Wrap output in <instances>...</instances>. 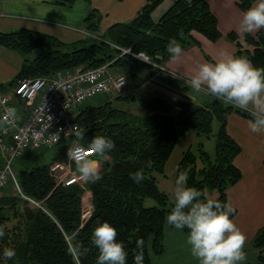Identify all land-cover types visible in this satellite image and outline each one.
I'll return each instance as SVG.
<instances>
[{
	"label": "trees",
	"instance_id": "16d2710c",
	"mask_svg": "<svg viewBox=\"0 0 264 264\" xmlns=\"http://www.w3.org/2000/svg\"><path fill=\"white\" fill-rule=\"evenodd\" d=\"M55 1L71 5L75 0ZM147 1L133 19L113 24L103 40L87 38L66 43L53 35L19 28L0 31V44L24 56L25 65L16 79L19 81L59 70L112 65L121 54L112 43L133 52H144L152 58L159 54L162 59L170 55L167 52L170 39H176L185 48L198 43L193 31L205 34L213 42L224 36L208 0H176L157 23L152 15L164 0ZM255 2L237 0V6L246 11ZM87 21L93 24L92 18L88 17ZM227 37L237 44L235 56L246 57L254 66L264 68V28L256 35L246 34L243 40L235 32ZM135 76L133 74L132 78ZM140 82L138 78L137 86ZM210 96L205 105H177L162 97L148 100L139 97L138 104L144 114L113 107L111 101L99 106H82L76 117L81 127L77 141L87 147L94 136L111 138L115 147L106 153L111 160L106 159V154L99 156L103 167L107 168L100 171L99 181H86L85 187L58 185L48 167L35 165L20 170L18 181L23 193L41 201L48 213L36 207L33 217L29 218L23 200L10 197L5 191L1 193L4 196L0 197V226L5 235L0 238V264H77L78 261L79 264H97L98 249L91 243L97 221H107L115 227L116 239L124 244L128 253L127 264H134L138 238L144 241L143 264H152L151 247L156 254L165 251L166 216L174 206L169 194L159 188L156 173L165 172L175 146L189 131L214 139V151L205 150L203 142L199 143L198 152L189 146L178 162L177 175L187 170V186L200 190L202 199L229 204L227 192L243 174L234 161L242 149L229 135L227 122L233 111L251 115ZM214 121L218 123L216 132ZM67 152H60L58 158L65 157ZM40 153L36 154L37 158ZM149 161L151 167H147ZM141 168L145 178L136 183L130 174ZM86 192L92 214L88 218L83 214ZM146 198L157 204L147 205ZM234 210L232 219L237 214V208ZM182 231L188 233L187 229ZM77 243L89 249L85 256L74 254L73 246ZM252 247L259 253L260 264H264V224L252 239ZM6 249L15 250L13 259L4 256Z\"/></svg>",
	"mask_w": 264,
	"mask_h": 264
},
{
	"label": "crops",
	"instance_id": "0c3cea01",
	"mask_svg": "<svg viewBox=\"0 0 264 264\" xmlns=\"http://www.w3.org/2000/svg\"><path fill=\"white\" fill-rule=\"evenodd\" d=\"M175 1L164 0L156 7L152 15L153 21L157 23ZM147 2L75 0L73 4L68 5L55 0H0V31L32 29L53 35L62 42L76 43L84 40L83 30L104 37L113 24L133 19ZM208 3L210 10L217 17L219 29L224 35L222 38L213 42L205 34L193 31L198 43L182 48L180 56L175 60L170 55L158 59L164 67L159 69L132 56L120 54V59L114 60L109 72L126 75L128 86L122 93L117 94L113 101L106 99L92 104L99 106L105 101H111L113 107L130 108L136 114L145 113L138 104L139 97L146 100L162 97L177 105H205L211 97L210 94L196 93L186 83L194 70L203 62L218 59L222 52L235 56L238 47L227 37L230 32L239 34L242 40L246 34L258 33L241 30L240 22L244 10L237 6V0H208ZM88 17L92 18L93 24L87 21ZM92 28L96 30L93 31ZM24 62L22 53L0 44V87L8 89L18 82L16 79L25 65ZM133 74L136 75L134 79ZM138 78L141 79L139 86L136 84ZM22 110L20 105L19 111ZM251 118L233 111L227 122L229 135L242 149L234 160L243 174L242 178L227 192L228 203L237 208L233 220L246 236V259L242 264H260L259 253L252 247V239L264 224V134H257L249 129L248 121ZM189 145L191 146V143L186 147ZM93 159L97 164L100 163L99 156ZM187 235L188 233L166 224L165 251L163 254L151 251L152 264H199L191 255L190 246L186 242Z\"/></svg>",
	"mask_w": 264,
	"mask_h": 264
},
{
	"label": "clouds",
	"instance_id": "9594fccd",
	"mask_svg": "<svg viewBox=\"0 0 264 264\" xmlns=\"http://www.w3.org/2000/svg\"><path fill=\"white\" fill-rule=\"evenodd\" d=\"M240 28L248 33L264 28V0H256L244 11ZM167 52L175 60L182 52L181 44L176 39H170ZM138 55L149 62L142 53ZM186 83L196 93L214 95L227 104L249 111L252 117L248 121L249 129L254 133L264 134V68L254 66L246 57L222 52L218 59L199 64ZM114 147L115 143L111 138L97 135L86 148L74 142L67 155L74 159L81 178L95 183L101 179V174L97 161L88 158L87 153L104 156ZM147 167H151L150 161ZM130 176L136 183H140L145 178L144 169L141 168ZM187 180L188 171H181L175 181L174 206L166 216L167 224L176 229L188 230L186 242L190 246L191 255L199 264H242L246 259V236L232 219L234 208L227 203L202 199V192L187 186ZM4 235V228L0 226V238ZM116 237L117 230L114 226L107 221H97L91 237V243L99 253L97 264H127L128 253L124 244L118 242ZM143 245V239L138 238L134 264L144 262ZM88 250L79 243L73 246L77 257L85 256ZM15 255L14 249L4 251V256L8 259H13Z\"/></svg>",
	"mask_w": 264,
	"mask_h": 264
},
{
	"label": "built area",
	"instance_id": "2783aa9c",
	"mask_svg": "<svg viewBox=\"0 0 264 264\" xmlns=\"http://www.w3.org/2000/svg\"><path fill=\"white\" fill-rule=\"evenodd\" d=\"M84 38L103 40L89 30H83ZM112 45L123 55L139 58L143 54L154 67L164 68L157 58H152L144 52H133L132 49ZM111 63L99 67H77L74 70L55 71L50 75L19 79L12 87H0V195L13 182L18 192L33 207L47 212L41 201L22 192L18 174L13 169L16 159L34 154L35 151H45L57 143L76 138L80 133V125L76 116L80 108L91 100L109 93L122 92L128 86L126 75H115L109 72ZM22 105V112L19 111ZM250 114L249 111L245 110ZM76 144L86 148L83 144ZM96 155L88 152L87 157ZM67 160H58L49 168L58 184L65 186L85 185L78 171L74 159L67 156ZM68 165V168L67 166ZM84 218L90 217L91 207L84 208Z\"/></svg>",
	"mask_w": 264,
	"mask_h": 264
},
{
	"label": "rangeland",
	"instance_id": "374dc122",
	"mask_svg": "<svg viewBox=\"0 0 264 264\" xmlns=\"http://www.w3.org/2000/svg\"><path fill=\"white\" fill-rule=\"evenodd\" d=\"M100 35V34H99ZM91 39V41L93 40L92 38H88ZM98 41V40H97ZM250 48H253V46H250ZM252 50V49H251ZM122 92H113V93H109L106 95H102V97L100 98H96L91 100L88 105L90 104H96L98 102H101L102 100H106V99H115L117 97V94H120ZM134 110V109H133ZM218 123L216 121H214L213 123V127H214V131L216 132L218 129ZM81 130V129H80ZM203 142L204 143V149L207 151H214V139L212 138H206L204 136H199L197 135L196 131H189L184 138H182L180 140V142H178V144L175 146L173 154L171 155V157L169 158V160L167 161V165L165 168V172L163 174H158L156 173V176L158 178V185L159 188L161 190H165L168 194L170 199L173 201V193H174V189H175V181L178 178L177 175V168H178V162L179 160L182 158L184 151L190 146H187L189 143H191V147H193L192 150H194L195 152H198V147H199V143ZM106 159L111 160V156L110 155H105ZM38 163V158L36 157V155L34 154V157L31 156H23L22 159H16L13 163V169L19 173L20 170L25 169H31L33 167H35V165H37ZM68 168V165H66ZM72 168H74L76 171L77 169L72 166ZM98 168L99 171H101L103 169V171H105V169L107 168L106 166L103 167V162L98 163ZM69 169V168H68ZM55 180V179H54ZM83 187H85L84 185H82ZM81 186V187H82ZM6 193L10 194V197H17L18 199L22 198L20 197V193H18V189L16 187V185L12 182L10 186L7 187L6 190H4ZM4 196V195H2ZM214 196V194H213ZM88 197H85V200L87 201ZM146 204L147 205H153V204H157V202L155 200H152L150 198H146ZM151 251H152V247H151Z\"/></svg>",
	"mask_w": 264,
	"mask_h": 264
},
{
	"label": "water",
	"instance_id": "95a60500",
	"mask_svg": "<svg viewBox=\"0 0 264 264\" xmlns=\"http://www.w3.org/2000/svg\"><path fill=\"white\" fill-rule=\"evenodd\" d=\"M75 142L74 138H68V140L61 141L57 143L56 146L46 150L45 153L41 154L38 159V167L46 168L52 162L57 159V154L65 149H68ZM24 211L29 218H32L34 215V210L29 204L25 203Z\"/></svg>",
	"mask_w": 264,
	"mask_h": 264
}]
</instances>
